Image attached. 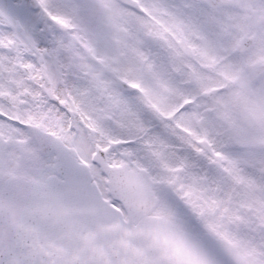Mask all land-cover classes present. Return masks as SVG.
Masks as SVG:
<instances>
[{"label": "rangeland", "instance_id": "374dc122", "mask_svg": "<svg viewBox=\"0 0 264 264\" xmlns=\"http://www.w3.org/2000/svg\"><path fill=\"white\" fill-rule=\"evenodd\" d=\"M41 1L48 7L58 6L57 17L62 20L70 16L76 19L80 14L81 17L77 19H82V22L100 20L92 25L90 23L88 30L85 26L84 29L87 30L97 52L110 61L112 67L110 76L102 78L100 71L87 65L84 68H76L73 62H67V66L73 72L81 69L88 70L92 77L96 74L93 83L91 79L79 87L84 89L86 94L89 92L90 105L99 109L97 111L99 121L108 125L103 128L106 138H114L117 134H121L118 129L113 128L116 125L130 126V130L123 131L126 136L122 135L133 137L148 128V125L157 124L154 131L164 138L163 141L170 137L175 144L184 143L188 147H194L193 140L206 136L209 141L228 143L229 150L224 153L229 158L226 161L229 165L226 166L236 180L231 179L229 186L225 187L224 178L218 177L219 182L214 181L210 187L219 188L217 195H227L228 191L232 193L229 195V199L232 197V200L227 201L226 196L220 197L219 200L227 202L228 217L233 221V226L237 221L235 217L248 215L245 209H240L239 206L254 210V213L248 215V220L255 225L256 232H250L252 226L246 231L248 235L234 229L221 230L225 233L229 232V238L251 259L252 263L264 264V260L259 259L256 254L261 249L260 235H257L261 228L258 225H264V192H260V187L263 188L261 184H264V176L257 173L258 169L264 168V150L260 145V141L264 140V77L247 91H240L232 86L235 75L245 63L264 60V48L245 53L244 56L234 52V47L245 33L250 35L255 30L260 32L264 30V21H261L260 13L256 10L259 8L261 14H264V0H255V3L254 0H242L236 7L228 6L215 13L204 12L198 0H137L139 7L136 11L121 8L110 0ZM12 8L13 6L9 10ZM246 16L247 19H244ZM4 21L12 23L7 19ZM76 23L81 24L79 20L65 24L76 26ZM180 37L192 47L194 52L192 59L184 57L175 46ZM18 39L23 41L20 33ZM70 50L72 49L68 48V51ZM2 59L3 54H0V61ZM74 63L81 62L75 59ZM115 74L131 83L140 84L143 95L138 94L129 98L122 96V102L117 103L109 99V102L104 103L103 106L97 105L98 96L95 94V88L105 92V88H109L110 91L106 93L110 96L112 90H116L117 95L120 93V90L114 88ZM102 84L105 85L102 86L103 89ZM217 87L223 90L211 101L201 97L203 93ZM0 88V92L8 89L7 86ZM192 98H196V103L179 116V124L184 129L190 130L193 133L192 137L191 139L183 137V141L177 142L172 137L173 130L166 124L160 123L156 113L169 112L183 99ZM0 107L6 110L4 106L0 105ZM91 113L88 111V114ZM10 114L17 115L16 112ZM106 115L114 117L116 123H109L105 118ZM40 118L44 120V117ZM0 132L6 135L10 145L14 144L8 151L0 152L7 156L0 166L2 167L0 176L5 179L10 174L23 175L25 178L43 182L47 170L44 161L34 154L21 134L1 123ZM155 132L152 134L153 137H156ZM240 146L243 147L240 149ZM197 149L201 150L202 146ZM211 151L217 152L216 149ZM32 154L42 161H34ZM24 156L33 162L31 164L23 162ZM142 157L150 159L152 156L144 154L139 158ZM199 158L202 159L203 164H207V169L212 173L220 169L210 150L203 152ZM245 179L250 180V184ZM243 183H246L248 188L242 187ZM210 191L204 187L202 191H198L201 195L200 199L205 202L208 209L202 223L190 221L193 216L182 208L174 206L175 203L164 194L163 189L158 191L160 204L155 213L173 218L182 228L187 226L194 232L209 230V226L221 221V216L211 220L213 205L209 204ZM198 197L199 195H193L191 198L194 202L198 201L199 206ZM255 236L256 239H253Z\"/></svg>", "mask_w": 264, "mask_h": 264}, {"label": "water", "instance_id": "95a60500", "mask_svg": "<svg viewBox=\"0 0 264 264\" xmlns=\"http://www.w3.org/2000/svg\"><path fill=\"white\" fill-rule=\"evenodd\" d=\"M177 234V233H176ZM177 236H179L180 237V235L179 234H177ZM234 256H236V255H229V259H231L232 258V260H234L233 262L234 263H238V260L234 257ZM237 257V256H236ZM236 259V260H235Z\"/></svg>", "mask_w": 264, "mask_h": 264}, {"label": "bare ground", "instance_id": "6f19581e", "mask_svg": "<svg viewBox=\"0 0 264 264\" xmlns=\"http://www.w3.org/2000/svg\"><path fill=\"white\" fill-rule=\"evenodd\" d=\"M253 51V50H252ZM190 177H192V176H190ZM227 223L229 224V219H227Z\"/></svg>", "mask_w": 264, "mask_h": 264}]
</instances>
